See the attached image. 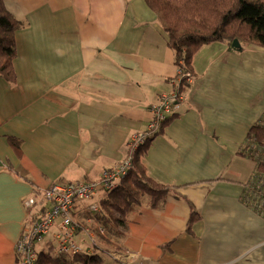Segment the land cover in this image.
Here are the masks:
<instances>
[{
  "label": "crops",
  "instance_id": "crops-1",
  "mask_svg": "<svg viewBox=\"0 0 264 264\" xmlns=\"http://www.w3.org/2000/svg\"><path fill=\"white\" fill-rule=\"evenodd\" d=\"M3 1L21 26L16 82L0 77V264H20L15 245L44 191L118 166L178 68L144 0ZM191 70L174 117L142 157L147 175L170 188L164 203L142 199L123 233L109 234V244L99 233L82 250L115 249L134 264H264V218L241 199L255 163L240 153L264 112V48L205 44ZM103 195L77 202L74 219L87 224V205ZM192 209L198 218L187 231ZM53 232L39 249L55 246ZM108 253L103 264H123Z\"/></svg>",
  "mask_w": 264,
  "mask_h": 264
},
{
  "label": "trees",
  "instance_id": "trees-1",
  "mask_svg": "<svg viewBox=\"0 0 264 264\" xmlns=\"http://www.w3.org/2000/svg\"><path fill=\"white\" fill-rule=\"evenodd\" d=\"M144 2L155 14L159 27L166 34L167 44L173 51L174 64L187 72L190 78L193 55L202 45L220 42L235 50L231 47V42L237 39L242 48L248 45L264 48V0H144ZM20 26L21 22L6 9L4 1L0 0V77L10 85L16 82L13 60L16 57L15 33ZM189 82L187 77H181L178 83L181 86L177 84L176 87L179 86L178 90L183 93ZM174 115L169 116L161 128L168 124ZM160 130L145 143L137 146L132 152L131 166L126 175L99 201L98 220L106 231L104 235L98 234L100 243L109 244V234L123 233L127 216L138 209L142 199L146 198L147 206L150 208H157L164 203L169 194V186L152 180L142 162L152 137ZM9 139L12 145L18 144L15 138ZM240 153L255 162V175L264 173V112L249 128ZM244 193L246 194L245 189L241 196L243 202L246 198ZM35 218L37 215H33L29 224ZM197 218L198 213L192 209L187 220V231H190ZM46 235L34 243L36 264H103L101 253L107 254L110 251L80 250L72 256H67L58 253L55 246L36 249L37 244ZM95 246L99 244L96 243Z\"/></svg>",
  "mask_w": 264,
  "mask_h": 264
},
{
  "label": "built area",
  "instance_id": "built-area-1",
  "mask_svg": "<svg viewBox=\"0 0 264 264\" xmlns=\"http://www.w3.org/2000/svg\"><path fill=\"white\" fill-rule=\"evenodd\" d=\"M181 77H187L188 81L191 79L187 72L178 68L175 85L178 84ZM182 99L183 93L176 86L168 93H161L158 101L149 108L152 118L148 121L146 128L129 138L127 157L118 166L104 170L99 179L95 181L57 182L44 191L41 213L24 228L15 245L21 264H36L34 243L40 241L52 229L54 230L53 237L58 253L72 256L82 250L79 234L86 228L74 219L72 214L74 206L79 201L91 200L97 193L105 194L113 190L128 172L131 166L132 152L139 144L145 143L149 137L161 129L162 123L179 108ZM255 174L256 171H253L249 180L244 184L246 190L244 202L264 218V173ZM99 201H90L86 209L91 215L89 222L97 226V232L102 234L105 229L99 224L97 216L100 213ZM33 204H35L33 199L27 200V205ZM86 232L89 235L88 244L93 245L95 243L93 232L90 229H86ZM109 255L123 264H134L130 254L114 250L110 251Z\"/></svg>",
  "mask_w": 264,
  "mask_h": 264
},
{
  "label": "rangeland",
  "instance_id": "rangeland-1",
  "mask_svg": "<svg viewBox=\"0 0 264 264\" xmlns=\"http://www.w3.org/2000/svg\"><path fill=\"white\" fill-rule=\"evenodd\" d=\"M163 128V127H162ZM161 128V129H162ZM255 163V162H254ZM43 196V195H42ZM28 204H29V201H28ZM92 224L91 223H87V224H85V225H83L84 226V228H86V229H90L89 227L91 226ZM86 229H85V231H83L82 230V232H80V234H79V240H80V242H81V244L82 243H84V244H88L89 243V235H88V233L86 232ZM53 230V229H52ZM51 230V231H52ZM90 231H91V229H90ZM93 232V234H94V239H95V241H96V236H98V232H96L95 233V231H92ZM105 233V232H104ZM100 235H104V234H100ZM99 237V236H98ZM95 244V243H94ZM93 244V245H94ZM36 249H37V246H36ZM109 254V253H108ZM20 264H21V262H20Z\"/></svg>",
  "mask_w": 264,
  "mask_h": 264
},
{
  "label": "water",
  "instance_id": "water-1",
  "mask_svg": "<svg viewBox=\"0 0 264 264\" xmlns=\"http://www.w3.org/2000/svg\"><path fill=\"white\" fill-rule=\"evenodd\" d=\"M231 47L234 48L235 50L237 51H241L242 50V47L240 45V43L238 42L237 39H234L232 42H231Z\"/></svg>",
  "mask_w": 264,
  "mask_h": 264
},
{
  "label": "bare ground",
  "instance_id": "bare-ground-1",
  "mask_svg": "<svg viewBox=\"0 0 264 264\" xmlns=\"http://www.w3.org/2000/svg\"><path fill=\"white\" fill-rule=\"evenodd\" d=\"M188 75H189V74H188ZM185 81H186V79H185ZM178 83H179V82H178ZM180 83H181V82H180ZM178 85H180V84H178ZM173 86H174V85H173ZM180 86H181V85H180ZM178 87H179V86H178ZM178 87H177V88H178ZM179 89H180V88H179Z\"/></svg>",
  "mask_w": 264,
  "mask_h": 264
}]
</instances>
